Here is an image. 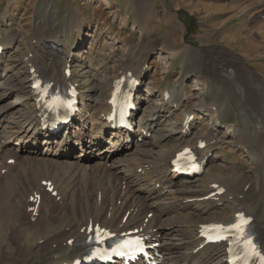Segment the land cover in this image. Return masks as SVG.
<instances>
[{"label":"bare ground","instance_id":"bare-ground-1","mask_svg":"<svg viewBox=\"0 0 264 264\" xmlns=\"http://www.w3.org/2000/svg\"><path fill=\"white\" fill-rule=\"evenodd\" d=\"M77 32L80 38L86 36L82 28ZM61 40L56 36L30 43L27 56L15 66L9 63L13 40H0V217H9L4 221L13 223L6 229V245L0 247V264H87L81 260L98 227L141 236L149 252L158 254L156 264H227L224 246L201 248L203 226L232 222L242 213L252 217L264 250V192L256 183L249 186V180L235 171L225 180L214 179L231 185L230 191L222 187L225 191L220 194L219 186L201 188L203 177L175 171L172 162L181 150L191 148L200 168L207 169L215 162L210 154L218 146L216 134L209 130L198 137L195 146L189 145L193 112L183 115L180 125L167 117L166 110L173 113L172 108L181 104V85L176 93L168 91L167 99L162 94L161 106L150 100L152 88L147 95L136 88L137 109L130 120L134 130L112 129L107 117L113 84L82 91L74 73L79 64L76 54L81 51L75 54L74 44ZM144 60L122 66L115 78L129 74L128 80L144 84ZM37 77L54 89L76 88L80 112L71 126L58 129L52 117L44 123L45 114L32 88ZM185 121H189L186 127ZM57 123L62 124L60 119ZM246 136L243 144L247 150L252 141ZM134 137L141 141L127 144ZM174 138H179L180 145L169 150ZM134 146L136 150L130 154ZM251 153L255 156L253 150ZM9 159L14 164L8 165ZM49 182L56 196L47 190ZM209 200L214 206L203 207ZM214 210L227 211L230 216L218 221L213 218ZM137 264L149 263L142 260Z\"/></svg>","mask_w":264,"mask_h":264},{"label":"rangeland","instance_id":"rangeland-1","mask_svg":"<svg viewBox=\"0 0 264 264\" xmlns=\"http://www.w3.org/2000/svg\"><path fill=\"white\" fill-rule=\"evenodd\" d=\"M171 1L0 0V40L14 42L12 66L27 56L32 42L56 36L71 41L75 54L81 51L74 73L82 91L108 87L122 66L143 57L147 74L141 89L147 95L152 88L153 103L161 106L162 94L176 93L181 85L180 106L165 113L180 125L183 115L193 112L189 145L195 146L208 130L217 136L218 146L211 154L215 162L200 177L205 180L200 187L230 191L226 181L214 179L225 180L240 171L249 186L256 183L264 192V143L259 145L264 142V0ZM193 10L198 14L189 17ZM78 28L86 36L80 38ZM245 136L252 141L247 150ZM139 141L134 137L127 144ZM169 142V150L180 145L179 138ZM133 150L135 146L130 154ZM213 206L211 200L203 205ZM213 212L218 221L230 216L227 211ZM8 218L0 217L5 226L4 230L0 225L2 248L6 229L13 226Z\"/></svg>","mask_w":264,"mask_h":264},{"label":"snow or ice","instance_id":"snow-or-ice-1","mask_svg":"<svg viewBox=\"0 0 264 264\" xmlns=\"http://www.w3.org/2000/svg\"><path fill=\"white\" fill-rule=\"evenodd\" d=\"M34 87H36L38 93L47 95V89H42V86L40 84H36L34 85ZM246 225H247V220L241 217L240 222H238L233 226L230 227L223 225L212 226V231L219 233L217 240L219 239L228 240L232 238V234L235 233L237 239L241 241H246V243L244 244V248L248 255L255 256L261 260H264V256H261L259 254L256 245L252 242L250 236L247 234ZM99 234H100V230H97L98 238H99ZM139 245H140V241H129L124 245V247L131 248L133 246H139Z\"/></svg>","mask_w":264,"mask_h":264},{"label":"crops","instance_id":"crops-1","mask_svg":"<svg viewBox=\"0 0 264 264\" xmlns=\"http://www.w3.org/2000/svg\"><path fill=\"white\" fill-rule=\"evenodd\" d=\"M174 1H175V0H174ZM174 1L172 0L171 2H174ZM133 6H134V5H133ZM194 13H195V14H198V12H196V11L193 10L192 12L189 13V14H190L189 17H192V16L194 15ZM237 13H238V11H237ZM238 14H239V13H238ZM239 17H240V15L237 16V18H239Z\"/></svg>","mask_w":264,"mask_h":264}]
</instances>
